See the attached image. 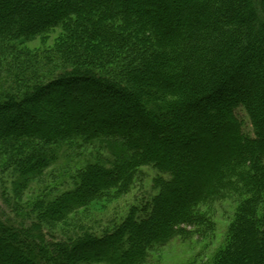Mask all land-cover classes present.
Here are the masks:
<instances>
[{
    "label": "trees",
    "instance_id": "obj_1",
    "mask_svg": "<svg viewBox=\"0 0 264 264\" xmlns=\"http://www.w3.org/2000/svg\"><path fill=\"white\" fill-rule=\"evenodd\" d=\"M56 27L54 49L19 47ZM1 77L2 172L17 196L63 146L108 154L25 206L2 197L17 219L0 218V264H146L156 244L204 237L225 200L210 264H264V0H0ZM142 166L154 193L114 227L48 226L128 192Z\"/></svg>",
    "mask_w": 264,
    "mask_h": 264
},
{
    "label": "rangeland",
    "instance_id": "obj_2",
    "mask_svg": "<svg viewBox=\"0 0 264 264\" xmlns=\"http://www.w3.org/2000/svg\"><path fill=\"white\" fill-rule=\"evenodd\" d=\"M63 32L62 28L56 27L48 33L32 37L26 42L21 43L19 47L23 51L25 50L28 53L27 55L43 54L44 51L55 48L61 40ZM37 52L39 54H35ZM2 82H4L3 77L0 80V87L3 84ZM236 111L238 118L242 121L243 132L253 135L250 119L246 112L241 107ZM103 147V145L100 146L97 142L94 144V147L92 145H82L80 149L63 146L57 151L58 157L46 170L44 178L40 180L33 179L31 188L23 191L24 193L22 192L18 196L14 193L12 185L16 175H12L10 170L7 173L2 172L4 155L7 154V151L5 153L1 152L0 218L17 219V217H14V211L10 209L27 205L25 203L47 185L49 187L57 186L58 190L65 188L64 185L70 184V177L75 170L84 166L88 160L93 161L97 156L101 158L107 157V150L106 148L103 149ZM139 171V177L132 184L128 192L117 196H110L104 201H92L86 208H81L77 213L71 214L67 218L56 223H51L48 226L52 227L54 233L57 234L61 233V230L65 232L77 226H91L96 232L114 227L125 216L130 206L141 203L154 193L152 178L155 176L156 171L150 166H142L139 168ZM2 197L7 198L9 205H11L10 209L3 207ZM22 210L26 211L28 209L24 208ZM233 210L234 204L229 200L213 205L210 212L213 229L206 233L204 237L200 238L196 235H191L189 238L184 239L177 236L164 245L159 246L156 244L150 248L146 264H210L211 256L224 244Z\"/></svg>",
    "mask_w": 264,
    "mask_h": 264
}]
</instances>
